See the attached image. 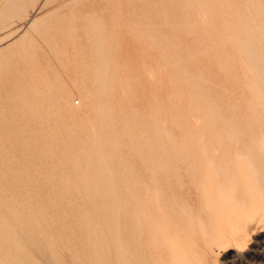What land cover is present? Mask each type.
I'll use <instances>...</instances> for the list:
<instances>
[{"label": "rangeland", "instance_id": "1", "mask_svg": "<svg viewBox=\"0 0 264 264\" xmlns=\"http://www.w3.org/2000/svg\"><path fill=\"white\" fill-rule=\"evenodd\" d=\"M0 143V264H264V0H6Z\"/></svg>", "mask_w": 264, "mask_h": 264}, {"label": "bare ground", "instance_id": "2", "mask_svg": "<svg viewBox=\"0 0 264 264\" xmlns=\"http://www.w3.org/2000/svg\"><path fill=\"white\" fill-rule=\"evenodd\" d=\"M6 0H0V4L1 3H3V2H5ZM34 19V18H33ZM31 21V20H30ZM33 21V20H32ZM31 21V22H32ZM30 22V23H31ZM60 84V83H59ZM62 85V84H61ZM44 87V86H43ZM30 88V87H29ZM50 88V87H49ZM64 88V87H63ZM66 89V88H65ZM27 91V90H26ZM53 91V90H52ZM59 91V90H58ZM66 92V91H65ZM82 92V91H81ZM92 92V91H91ZM60 93V92H59ZM67 93V92H66ZM47 93H45V95H46ZM61 94V93H60ZM84 94V93H83ZM12 96V95H11ZM21 96V95H20ZM63 96H65V95H63ZM13 97V96H12ZM65 97H67V96H65ZM83 98V97H82ZM98 98V97H97ZM24 100V99H23ZM90 100V99H89ZM49 101V100H48ZM35 103V102H34ZM54 103V102H53ZM60 103H62V102H60ZM84 103V102H83ZM51 104V103H50ZM19 105V104H18ZM30 105V104H29ZM35 106V105H34ZM56 106V105H55ZM58 106V105H57ZM64 106V105H63ZM20 109V108H19ZM26 110V109H25ZM57 110H58V108H57ZM22 112V111H21ZM49 113V112H48ZM81 113H79V115H80ZM81 116V115H80ZM7 117V116H6ZM35 117V116H34ZM2 118V117H1ZM50 118H51V116H50ZM58 118V117H57ZM75 118V117H74ZM14 120H16V121H18L16 118H14ZM76 120V119H75ZM74 120V121H75ZM87 120V119H86ZM26 121H27V119H26V117H25V115H22V120H21V127H20V130L22 129V130H24V129H26ZM2 123H3V121H1ZM6 122V121H5ZM77 122H79V121H77ZM7 123V122H6ZM38 123V122H37ZM64 123V122H63ZM81 123V122H80ZM12 124V123H11ZM74 124V123H73ZM197 125V124H196ZM16 126V125H15ZM14 126V127H15ZM78 126V125H77ZM6 127V126H5ZM4 127V128H5ZM17 127V126H16ZM18 128V127H17ZM74 128H75V126H74ZM43 129V128H42ZM3 130V129H2ZM56 130H58V129H56ZM76 130V129H75ZM14 131H16V130H14ZM28 131V130H27ZM39 131V130H38ZM53 131V130H52ZM54 131H55V129H54ZM53 131V132H54ZM79 131V130H78ZM1 132H3V131H1ZM17 132V131H16ZM22 132V131H21ZM29 132V131H28ZM51 132V131H50ZM22 133H24V132H22ZM8 134V133H7ZM18 134H20V132L18 133ZM45 134V133H44ZM50 134V133H49ZM59 134V133H58ZM63 134V133H62ZM25 135V134H24ZM69 135V134H68ZM21 136V135H20ZM11 137V136H10ZM25 137V136H24ZM26 137H27V135H26ZM25 137V138H26ZM74 137V136H73ZM85 137V136H84ZM46 138V137H45ZM7 139V138H6ZM21 139V138H20ZM39 139V138H38ZM27 140V139H26ZM138 140V139H137ZM13 141V140H12ZM15 141V140H14ZM29 141V140H28ZM60 141V140H59ZM110 141V140H109ZM24 142V141H23ZM25 143V142H24ZM29 143H30V141H29ZM28 143V144H29ZM34 144V143H33ZM32 144V145H33ZM139 144V143H138ZM0 145H1V143H0ZM16 145V144H15ZM26 145V144H25ZM140 145V144H139ZM2 146V145H1ZM0 146V147H1ZM31 147V146H30ZM7 148V147H6ZM13 149H14V147H13ZM32 149V148H31ZM34 149V148H33ZM39 150V149H38ZM4 151V150H3ZM10 152V151H9ZM17 152V151H16ZM22 152V151H21ZM99 152V151H98ZM14 155V154H13ZM33 155V154H32ZM15 156L17 157V155L15 154ZM97 155H95V157H96ZM24 157V156H23ZM27 157V156H26ZM9 158H11V157H9ZM19 159V158H18ZM85 161V160H84ZM29 162V161H28ZM38 164H40V163H38ZM11 165V164H10ZM37 166V165H36ZM2 167V166H1ZM29 167V166H28ZM10 168H13L12 166L10 167ZM23 168V167H22ZM39 170V169H38ZM1 171V170H0ZM30 171V170H29ZM32 171V170H31ZM1 172H3V171H1ZM5 172V171H4ZM8 172V171H7ZM9 173V172H8ZM23 173V172H22ZM35 173V172H34ZM4 174V173H3ZM43 174V173H42ZM1 175V174H0ZM15 176V175H14ZM24 176V175H23ZM30 176V175H29ZM36 177H37V175H36ZM1 178V177H0ZM10 178V177H9ZM8 178V179H9ZM19 178V177H18ZM53 178V177H52ZM31 179V178H30ZM54 179V178H53ZM2 180V179H1ZM4 181V180H3ZM11 181H13V180H11ZM21 181V180H20ZM19 182V181H18ZM48 182V181H47ZM1 184V183H0ZM38 184H40V185H42V183H38ZM18 185V184H17ZM21 185H22V183H21ZM50 185V184H49ZM28 186V185H27ZM104 186V185H103ZM15 187V186H14ZM18 187V186H17ZM44 187V186H43ZM46 187V186H45ZM4 188V187H3ZM19 188H20V186H19ZM85 189V188H84ZM83 189V190H84ZM32 190V189H31ZM37 190V189H36ZM44 190H46V188L44 189ZM69 190V189H68ZM73 190V189H72ZM1 191V190H0ZM7 191V190H6ZM13 191V190H12ZM30 191V190H29ZM47 191V190H46ZM52 191H54L53 189H52ZM19 192H20V190H19ZM45 192V191H44ZM48 192V191H47ZM6 193V192H5ZM25 193H26V191H25ZM42 193H43V191H42ZM7 194V193H6ZM22 194V193H21ZM46 194V193H45ZM23 196H24V194H22ZM26 195H28V193L26 194ZM25 195V196H26ZM33 195V194H32ZM31 195V196H32ZM2 196V195H1ZM7 196V195H6ZM24 196V197H25ZM29 197V196H28ZM27 197V198H28ZM43 197V196H42ZM41 197V198H42ZM51 197V196H50ZM4 198H6V197H4ZM26 198V197H25ZM41 198H40V200H41ZM48 197H46V199H47ZM55 198V197H54ZM54 198H51V199H54ZM64 198V197H63ZM12 199V198H11ZM14 199H15V197H14ZM22 199V198H21ZM29 199V201H30V197L28 198ZM31 199H32V197H31ZM50 198H48V200H49ZM55 199H57V198H55ZM60 199H61V195H60ZM38 201V200H37ZM42 201H43V199H42ZM57 201V200H56ZM11 202H13V201H11ZM18 202V201H17ZM40 202V201H39ZM52 202V201H51ZM3 203V202H2ZM14 203V202H13ZM27 203V202H26ZM56 203V202H55ZM14 204H16V203H14ZM18 204V203H17ZM20 204L21 203H19V206H20ZM30 204H32V203H30ZM34 205H35V203H33ZM9 205V204H8ZM37 205V204H36ZM41 205V204H40ZM53 205V204H52ZM5 206V205H4ZM17 206V205H16ZM32 206V205H31ZM49 206V205H48ZM60 206V205H59ZM130 206V205H129ZM18 207V206H17ZM21 207V206H20ZM39 207V206H38ZM41 207H42V205H41ZM41 207H40V209H41ZM127 207V206H126ZM34 208V207H33ZM50 208V207H49ZM57 208V207H56ZM63 208H65V207H63ZM72 208V207H71ZM19 209H21V208H19ZM45 209V208H44ZM7 210V209H6ZM47 210V209H46ZM39 211V210H38ZM42 211H43V208H42ZM45 211V210H44ZM48 211H50V210H48ZM55 211V210H54ZM73 211V210H72ZM11 211H9V213H10ZM34 212H35V210H34ZM46 212V211H45ZM23 213H24V210H23ZM25 213H27V212H25ZM40 213V212H39ZM61 213H63V212H61ZM11 214V213H10ZM21 214V213H20ZM8 215V214H7ZM23 215V214H22ZM28 215H31V214H29L28 213ZM33 215V214H32ZM42 215V214H41ZM45 215V214H44ZM48 215V214H47ZM63 215H64V213H63ZM16 216V215H15ZM27 216V215H26ZM50 217H51V215H49ZM57 216H58V214H57ZM24 217V216H23ZM31 217V216H30ZM53 217V216H52ZM51 217V218H52ZM60 217V216H59ZM61 217H63L62 216V214H61ZM74 217V216H73ZM55 218V217H54ZM10 219V218H9ZM41 219V218H40ZM53 219V218H52ZM65 219H66V217H65ZM68 219V218H67ZM83 219V218H82ZM31 220H32V218H31ZM54 220V219H53ZM61 220V219H60ZM25 221V220H24ZM35 221V220H34ZM55 221V220H54ZM57 221V220H56ZM55 221V222H56ZM66 221V220H65ZM26 222V221H25ZM60 222H62V221H60ZM67 222V221H66ZM13 223V222H12ZM35 222H33V224H34ZM9 224V223H8ZM49 224H50V222H49ZM61 224V223H60ZM7 225V224H6ZM37 225V224H36ZM53 225V224H52ZM8 226V225H7ZM50 226H51V224H50ZM54 226V225H53ZM56 226V225H55ZM61 226V225H60ZM66 226H68V225H66ZM15 227H16V224H15ZM29 227H30V225H29ZM43 227V226H42ZM58 227V226H57ZM0 228H2V226L0 227ZM60 228V227H59ZM69 228V226L67 227V230H69V232H70V230L71 229H68ZM2 229H4V228H2ZM15 229V228H14ZM52 230H53V228H52ZM55 230V229H54ZM44 231V230H43ZM5 232V231H4ZM8 232V231H7ZM55 232V231H54ZM58 232V231H57ZM56 232V233H57ZM16 233V232H15ZM67 233V232H66ZM71 233V232H70ZM3 234V233H2ZM11 234V233H10ZM59 233H57V235H58ZM49 235V234H48ZM11 236V235H10ZM63 236V235H62ZM70 238H71V236H69ZM74 237H75V235H74ZM76 238V237H75ZM2 239V237L0 236V240ZM5 239V238H4ZM7 239H9V238H7ZM14 239V238H13ZM3 240V239H2ZM10 240H12V239H10ZM3 241H5V240H3ZM9 241V240H8ZM74 241V240H73ZM78 241V240H77ZM146 241H148V240H146ZM2 242V241H1ZM149 242V241H148ZM17 243V242H16ZM74 243V242H73ZM80 243V242H79ZM85 243V242H84ZM150 243V242H149ZM148 243V244H149ZM86 245H88V244H86ZM152 245V244H151ZM1 246H3V243H2V245ZM5 246V245H4ZM2 248V247H1ZM26 248V247H25ZM27 249V248H26ZM87 249V248H86ZM154 249V248H153ZM3 250V249H2ZM1 250V251H2ZM88 250V249H87ZM4 251H5V249H4ZM72 251V250H71ZM74 251V250H73ZM9 253V252H8ZM73 253V252H72ZM5 253H3V255H4ZM74 254V253H73ZM6 255V254H5ZM9 256V255H8ZM81 260V259H80ZM83 260V259H82ZM85 260V259H84ZM86 261V260H85ZM2 262V261H1ZM19 262V261H18ZM79 262V261H78ZM11 263V262H10ZM15 263V262H14ZM6 264V263H5ZM17 264V263H16Z\"/></svg>", "mask_w": 264, "mask_h": 264}]
</instances>
